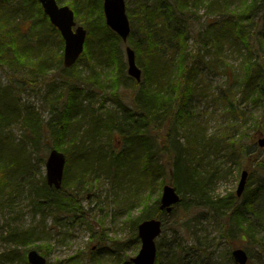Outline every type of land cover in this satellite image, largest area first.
Segmentation results:
<instances>
[{"label":"rangeland","instance_id":"374dc122","mask_svg":"<svg viewBox=\"0 0 264 264\" xmlns=\"http://www.w3.org/2000/svg\"><path fill=\"white\" fill-rule=\"evenodd\" d=\"M68 2L71 0L57 3L69 6ZM136 2L137 0H125L127 15ZM33 10L39 14L36 6H33ZM86 17L89 15L79 8L75 22L87 31ZM195 17L197 23H194V32L190 33L188 43L191 49L197 50L199 56H202V62L194 79L197 90L192 98L196 124L188 129L189 135L196 139L198 147L195 148L193 157H183L186 158V168L195 170L194 179H204V197L197 195L198 186L193 184L191 179L188 183L186 180L182 183L187 185L183 191L184 203L176 205L171 214L163 213L160 217L162 233L155 240L159 264H170V261L173 264H235L231 258V251L235 247L246 251L251 264H264V245L260 244V240L264 238L263 229H256L254 238H248L242 231H238L229 218L230 208L219 206L221 201L241 204L251 191L264 185V170L261 168L264 164V149L256 146L259 135H264V110L262 106L253 107L251 99L241 101L238 97V108L242 114L237 117L226 114L228 105L223 102L222 92H225L227 86H236L239 83L237 77L241 75L240 67L246 50L239 41H231L220 50H215L212 46L203 47V40L201 36H197V31L203 32L206 24L216 18H209L204 7L197 11ZM20 20L19 16L15 17L12 23H19L20 32L26 34L29 33L32 22L47 23L45 19ZM131 35L136 38L132 28ZM53 38L55 40L50 45L53 55L50 63H54V59L63 52V42L58 43L57 36ZM59 46L62 50L58 51ZM126 46L130 45L121 42L116 48V58L123 66L116 91L111 87L115 79L114 66L99 65L89 59L88 55H84L67 71L59 70L57 63L51 64L46 75L36 80L33 90L20 93L21 104L33 107L45 128L46 122L55 112L48 106L45 97V94L51 91L48 87L50 79L59 74L70 81L71 76L75 74L78 78L71 80V83L77 84L83 108H87L94 115L103 116L115 112V101L118 100L129 106L133 82L126 72ZM254 50L261 57L264 70V43L260 45L256 40ZM8 77L7 69L0 68V87L8 84ZM60 83V78L54 80L53 98L61 93L65 97L67 95L66 88ZM234 91H237V86ZM259 121L260 129L254 132V126ZM74 122L77 125L73 134L78 140L76 142L85 140L83 146L87 147L89 143L84 139V131L88 126V119L76 115ZM70 133L69 128L63 139H60L58 150L66 159L65 180L72 181L67 185L72 188L84 214L81 219L71 220L60 215L61 218L55 220L48 212L41 214L36 210V195L43 186L42 180H45V161L49 150L52 149L53 139L49 137L45 140V144L50 146L49 149L42 148V145L37 148L28 142L23 143L25 132L20 120L0 130L1 138L6 137L14 145L20 143L24 146L22 153L5 151L2 155L6 157V161L10 160V167L6 170L7 179L11 183L16 179L17 184L8 187L0 196V264H28L26 253L30 249L44 253L46 264H65L70 257L78 254L83 257L87 254L93 255L102 264H122L121 261L130 260L138 253L140 241L134 238V235L137 236V226L134 224L157 212L162 186L169 176L165 160L161 159L164 173L149 182L138 166L137 157L129 152L124 153L125 145L119 135L111 137L110 150L107 145L108 138L101 136L99 144L104 145L106 160L111 159L110 151L113 155L124 153L116 164L121 166L120 170L124 173L115 178L104 171L103 161H96L98 156L90 154L84 147L74 148L71 156L65 155L71 140ZM174 134L177 135L179 144L183 145L185 130L180 129ZM222 138H233L231 141L234 146L229 141L221 143ZM242 147H245L249 154H241L239 149ZM234 149H238L240 154ZM156 150L155 148L154 151ZM154 159L155 165H159L160 156L157 153ZM26 164H29L28 179L23 175ZM244 169L248 170L249 177L243 195L237 198L235 193L241 171ZM83 172L85 176L75 185L73 178ZM263 212L264 203L258 214L263 217ZM225 235L235 239L241 237L243 240L232 246Z\"/></svg>","mask_w":264,"mask_h":264},{"label":"trees","instance_id":"16d2710c","mask_svg":"<svg viewBox=\"0 0 264 264\" xmlns=\"http://www.w3.org/2000/svg\"><path fill=\"white\" fill-rule=\"evenodd\" d=\"M101 1L71 0L67 4L74 10L75 15L79 8L89 15L86 17L87 36L82 56L88 55L89 59L105 67L114 66L115 79L111 87L116 91L123 71L120 60L116 58L118 54L116 48L122 41L105 25ZM33 6L37 7L39 14L34 12ZM201 7L205 8L209 18H216L206 24L203 32L197 31V36H201L203 40L201 41L203 47L212 46L215 50H220L231 41H239L246 50L240 67L241 75L237 77V80L239 79L237 91H234L236 86H227L225 92H222L223 102L228 105L226 114L231 117L242 114L238 108V97L241 101L251 99L253 107L262 106L264 110V70L261 57L254 50L256 40L260 45L264 43V0H137L128 15L132 24L130 28L133 29L136 38L134 39L130 32L127 43L134 50L136 62L141 67L142 80L140 83L131 80L133 91L130 105L126 106L118 100L115 101L117 105L115 112L103 116L94 115L87 108H83L77 84L71 83L78 75L73 74L68 81L67 77L58 74L50 79L48 87L51 91L45 94L48 106L55 111L54 116L46 122L45 128L34 108L21 104L20 93L33 90L36 80L46 75L51 64L57 63L61 71L68 70L63 67L62 54L54 59V63L49 62L53 56L50 51V45L55 40L53 37L57 36L58 43H62V39L36 0H0V68H6L9 74L8 84L0 87V130L20 120L25 132L23 143L28 142L37 148L42 145V148L49 149L50 146L45 144V140L51 137L53 139L51 148L59 149L60 139H63L65 132L70 128L71 140L65 155L71 156L74 148L84 147L85 140L76 142L78 140L75 135L73 136L77 130L75 117L82 115L88 119L84 139H87L89 145L84 148L90 154L98 156L96 161H103L104 171L108 175L115 178L122 176L124 171L116 164L124 153L129 152L137 157L143 176L150 182L164 173V165L161 164V159H164L169 169L168 178L171 177L176 191L181 194L180 204L184 203L183 191L187 185L182 183L185 180L188 183L191 179L192 183L199 187L196 190L197 195L204 197V179H194L195 170L186 168V158L183 157V155L187 158L193 157V152L198 147L196 139L189 135L188 128H193L196 124L192 98L197 90L194 79L201 68L199 65L202 56H199L197 50L191 49L188 40L190 33L194 32V23H197L195 16ZM18 16L21 20L29 21L45 19L47 23L30 22L31 29L26 34L20 32L19 23H12ZM60 48L61 46L58 47V51L62 50ZM57 78L61 79L60 84L66 88V97L63 93L58 97H52L55 89L54 80ZM259 124L260 121L254 126V132L260 129ZM180 129L185 130L183 145L179 144L178 137L174 134ZM113 135L122 138L125 150L121 155H113L110 151L111 159L106 160L104 145H100L99 141L100 138L107 137L110 150ZM222 139L221 143L229 141L234 146L231 141L233 138ZM21 145L20 143L14 145L10 139L0 137V196L8 187L17 184L16 179L13 183L7 179L6 170L10 167V160L6 161V157L2 155L5 151L22 153L24 146ZM239 150L241 154H249L245 147ZM239 150L236 149L235 152L240 154ZM156 153L160 156L159 165H155ZM43 161L44 157L41 159V162ZM261 166L264 168V164ZM28 168L29 164H26L23 172L24 178L27 179ZM84 176L83 172L73 178L75 185ZM71 182L64 179L61 189L57 191L48 187L45 180H42L43 186L36 195L38 199L36 210L41 214L48 212L55 220L61 216L71 220L81 219L84 212L76 201L72 188L67 185ZM263 203L264 185H261L251 191L241 204L221 201L219 206L230 208L231 221L237 226L238 231H242L251 239L254 238L256 229L261 228L264 232V216L258 214ZM162 214L158 207L155 214L136 221L134 225L137 226L139 222L149 217L160 219ZM134 238L137 240V236L134 235ZM226 238L232 246L243 240L241 237L235 239L230 235ZM260 244L264 245V238L260 240ZM90 253L93 254L92 251ZM41 254L44 255L42 252ZM9 258L8 256L7 259ZM81 263L102 264L95 256L88 254L85 257L79 254L70 257L65 264ZM121 263L131 264L128 259ZM156 264H159L158 256ZM170 264L173 263L170 261ZM248 264H251L250 260Z\"/></svg>","mask_w":264,"mask_h":264},{"label":"water","instance_id":"95a60500","mask_svg":"<svg viewBox=\"0 0 264 264\" xmlns=\"http://www.w3.org/2000/svg\"><path fill=\"white\" fill-rule=\"evenodd\" d=\"M44 13L48 16L52 26L60 33L63 40V66L72 67L81 55L86 37V30L77 26L74 20V12L68 6H59L56 0H38ZM103 14L106 26L115 32L123 42L127 40L130 32L129 21L125 12L124 0H103ZM127 73L136 81H140L141 70L135 62V55L130 47H126ZM257 145L264 148V137L257 140ZM65 165L64 155L56 149L50 150L45 163L46 183L58 190L61 187ZM248 172L243 170L236 189V196L240 197L246 183ZM180 197L176 193L172 181H167L163 188L160 199V209L170 213L172 206L179 203ZM161 233V221L148 219L141 222L137 227V234L141 247L137 255L131 258L132 264H154L156 256L155 239ZM232 257L237 264H246L248 257L244 250L235 249ZM29 264H45L46 260L36 250L27 253Z\"/></svg>","mask_w":264,"mask_h":264}]
</instances>
